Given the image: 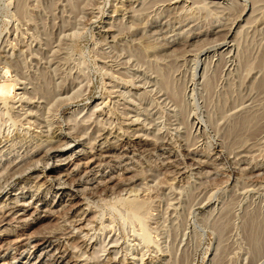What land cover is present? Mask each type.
Masks as SVG:
<instances>
[{
  "label": "rangeland",
  "instance_id": "obj_1",
  "mask_svg": "<svg viewBox=\"0 0 264 264\" xmlns=\"http://www.w3.org/2000/svg\"><path fill=\"white\" fill-rule=\"evenodd\" d=\"M5 85L0 264H264V0H0Z\"/></svg>",
  "mask_w": 264,
  "mask_h": 264
},
{
  "label": "bare ground",
  "instance_id": "obj_2",
  "mask_svg": "<svg viewBox=\"0 0 264 264\" xmlns=\"http://www.w3.org/2000/svg\"><path fill=\"white\" fill-rule=\"evenodd\" d=\"M11 91H12V87L10 85H5L0 88V96L6 97L9 95Z\"/></svg>",
  "mask_w": 264,
  "mask_h": 264
}]
</instances>
